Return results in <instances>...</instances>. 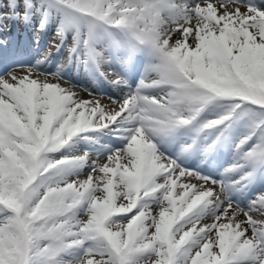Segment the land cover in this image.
Returning a JSON list of instances; mask_svg holds the SVG:
<instances>
[{
	"label": "snow or ice",
	"instance_id": "1",
	"mask_svg": "<svg viewBox=\"0 0 264 264\" xmlns=\"http://www.w3.org/2000/svg\"><path fill=\"white\" fill-rule=\"evenodd\" d=\"M0 264H264V0H0Z\"/></svg>",
	"mask_w": 264,
	"mask_h": 264
},
{
	"label": "bare ground",
	"instance_id": "2",
	"mask_svg": "<svg viewBox=\"0 0 264 264\" xmlns=\"http://www.w3.org/2000/svg\"><path fill=\"white\" fill-rule=\"evenodd\" d=\"M86 96V94H84Z\"/></svg>",
	"mask_w": 264,
	"mask_h": 264
}]
</instances>
